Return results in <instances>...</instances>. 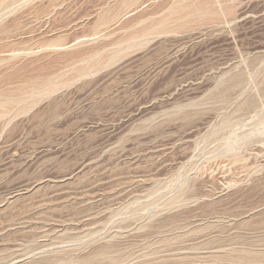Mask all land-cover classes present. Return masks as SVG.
I'll use <instances>...</instances> for the list:
<instances>
[{
	"label": "rangeland",
	"instance_id": "374dc122",
	"mask_svg": "<svg viewBox=\"0 0 264 264\" xmlns=\"http://www.w3.org/2000/svg\"><path fill=\"white\" fill-rule=\"evenodd\" d=\"M0 264H264V0H0Z\"/></svg>",
	"mask_w": 264,
	"mask_h": 264
}]
</instances>
